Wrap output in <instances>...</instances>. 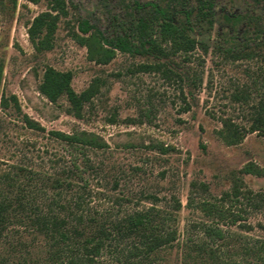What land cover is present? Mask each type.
Wrapping results in <instances>:
<instances>
[{"label":"rangeland","instance_id":"374dc122","mask_svg":"<svg viewBox=\"0 0 264 264\" xmlns=\"http://www.w3.org/2000/svg\"><path fill=\"white\" fill-rule=\"evenodd\" d=\"M133 1L68 0L69 15L59 23L54 47L40 53L28 30L33 19L48 9V0L37 4L18 0L15 11L12 0H0V67L4 70L0 94L8 99L16 95L21 107L18 110L13 101L6 108L0 103V199L19 195L26 202L25 207H11V216L0 224V264L45 261L47 241L30 216L44 209L45 198L53 194L48 174L63 162L64 147L51 137L53 130H87L108 142L106 149L89 151L92 162L83 168V179L67 201L76 200L78 215L110 233L127 215L154 206L151 197L156 196L155 206L167 213L166 226L178 228L182 242L189 236L197 239L199 226L207 222L197 208L201 200H216L239 181L244 189L264 190V176L241 172L248 162L264 169V134L248 133L242 143L233 146L217 134L222 117L249 126L254 107L264 100V49L241 59L219 49L232 41L226 16H257L262 6L254 0H218L214 29L195 30L209 44V51L197 48L190 61L178 57L172 63L181 80L140 71V64L155 62L153 57L118 52L111 63L98 65L88 59L87 48L73 39L81 19L100 17L103 28H108V16L123 14ZM49 65L72 71L77 92L95 78L101 79V90L86 105L82 119L69 114L65 98L52 103L39 91ZM192 78L197 85L191 83ZM241 90L248 97L237 101ZM188 105L191 109L185 111ZM25 115L45 131L29 128ZM159 143L169 146L170 152L163 154L151 147ZM175 197L182 202L177 212ZM244 207L246 222L264 223V207ZM130 243L128 237L112 233L97 264H127L123 253ZM150 261L185 264L177 246L162 248Z\"/></svg>","mask_w":264,"mask_h":264},{"label":"trees","instance_id":"16d2710c","mask_svg":"<svg viewBox=\"0 0 264 264\" xmlns=\"http://www.w3.org/2000/svg\"><path fill=\"white\" fill-rule=\"evenodd\" d=\"M28 1L35 4L40 2ZM254 1L262 6L261 14L251 17L226 16L230 21L228 34L232 36V41L227 42L226 46L220 45L219 49L236 59L253 57L256 49H264V0ZM17 6L18 0H12L14 11ZM68 15V0H48V9L33 19L28 30L37 52L49 51L54 47L59 23ZM217 15L218 0H134L123 14L108 16V28H103L100 17L83 18L78 25L79 31H74L72 36L87 48L88 59L98 65L111 63L118 52L153 57L154 63L140 64L139 70L158 72L169 79L177 76L183 80L173 69L174 59L183 57L185 61H190L197 48L206 53L209 51V44L198 38L195 30L197 27L214 29ZM243 26L244 36L241 40L239 33ZM235 30L238 34L233 33ZM3 72L1 66L0 88ZM262 77L264 87V71ZM73 79L74 73L70 70L46 66L39 91L52 103L65 98L69 114L82 119L86 105L100 92L102 82L100 78H95L86 89L77 92ZM190 81L197 85L194 78ZM244 93L241 90L235 99H246L248 96ZM0 97L3 108L13 101L15 107L21 109L16 95L10 99L4 94H0ZM190 109L188 105L185 111ZM24 121L31 129L45 131L27 115ZM221 123L217 134L228 146L242 143L248 133L264 134V100L254 107L249 126L236 122L230 116L222 117ZM49 133L63 145L64 155L63 162L48 174L47 182L53 194L45 198L44 209L30 216L33 225L39 228L47 241L48 251L43 264H97L107 249V241L112 233L132 240L123 253L127 264H153L150 260L154 254L168 246H177L183 252L185 264H264V223L256 226L244 218L248 211L244 205L254 209L264 207V190L255 192L244 189L243 182L239 181L220 198L201 200L197 208L207 222L203 221L199 226L201 234H197V239L189 236L182 242L178 228L166 226L164 215L167 213L155 206L158 200L156 196L151 197L154 206L127 215L116 223L110 233L96 221L89 224L84 216L78 215L74 211L76 200L67 201L79 179H83L80 175L83 168L92 162L89 151L106 149L108 142L99 134L87 130L73 133L53 130ZM151 147L163 154L171 150L164 143ZM241 172L264 176V169L255 162L246 163ZM203 186L206 187L205 184ZM18 196L0 199V224L11 216V207H25V198ZM173 207L175 212L182 207L177 197L174 198Z\"/></svg>","mask_w":264,"mask_h":264}]
</instances>
